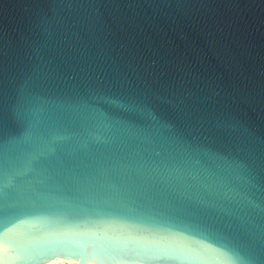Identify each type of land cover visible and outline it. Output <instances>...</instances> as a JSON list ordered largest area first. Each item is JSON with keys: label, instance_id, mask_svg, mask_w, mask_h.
<instances>
[{"label": "water", "instance_id": "95a60500", "mask_svg": "<svg viewBox=\"0 0 264 264\" xmlns=\"http://www.w3.org/2000/svg\"><path fill=\"white\" fill-rule=\"evenodd\" d=\"M264 264V0H0V264Z\"/></svg>", "mask_w": 264, "mask_h": 264}, {"label": "bare ground", "instance_id": "6f19581e", "mask_svg": "<svg viewBox=\"0 0 264 264\" xmlns=\"http://www.w3.org/2000/svg\"><path fill=\"white\" fill-rule=\"evenodd\" d=\"M76 262L73 261H66V260H61V259H55L52 261H49L47 263H43V264H75Z\"/></svg>", "mask_w": 264, "mask_h": 264}]
</instances>
